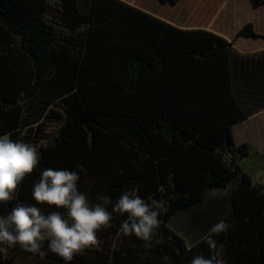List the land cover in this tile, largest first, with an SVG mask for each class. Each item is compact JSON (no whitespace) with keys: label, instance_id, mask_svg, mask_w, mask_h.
Segmentation results:
<instances>
[{"label":"trees","instance_id":"16d2710c","mask_svg":"<svg viewBox=\"0 0 264 264\" xmlns=\"http://www.w3.org/2000/svg\"><path fill=\"white\" fill-rule=\"evenodd\" d=\"M237 36L264 38L251 23ZM263 109L264 51L241 54L223 36L121 0H0V135L35 144L41 157L0 215L17 200L35 203L45 167L78 172L79 191L92 203L109 196V211L137 184L146 201L165 204L151 247L124 236L126 215L113 214L97 233L101 247L71 264H190L208 255L203 238L220 220L231 225L216 237L228 264H264V185L240 166L250 145L233 132ZM179 217L184 236L171 227ZM12 257L65 264L19 245L0 250V264Z\"/></svg>","mask_w":264,"mask_h":264},{"label":"clouds","instance_id":"9594fccd","mask_svg":"<svg viewBox=\"0 0 264 264\" xmlns=\"http://www.w3.org/2000/svg\"><path fill=\"white\" fill-rule=\"evenodd\" d=\"M40 154L35 144L24 140H13L9 134L0 135V204L17 198L18 189L24 179L38 167ZM79 173L69 169L45 167L32 185L31 196L34 204L17 200L5 215H0V245L7 250L19 245L25 251L41 257L51 252L65 264H71L74 257L88 249L100 248L102 241L97 233L111 227L113 214L126 215L120 226L124 236H135L149 242L161 226L160 215L166 211L163 201H146L139 195L140 185L125 189L112 206L109 196L99 197L101 202L92 203L90 198L79 191ZM38 205L54 209L48 213ZM231 227L220 220L208 230L204 242L208 255H195L190 264H228L224 245L216 239ZM161 243L162 241H156ZM47 243V251L44 245ZM165 262L170 258L162 257Z\"/></svg>","mask_w":264,"mask_h":264},{"label":"crops","instance_id":"0c3cea01","mask_svg":"<svg viewBox=\"0 0 264 264\" xmlns=\"http://www.w3.org/2000/svg\"><path fill=\"white\" fill-rule=\"evenodd\" d=\"M135 6L167 23L186 30L204 29L223 36L228 41H233L231 25L240 28L246 23H251L256 33L264 36V4L253 7L247 0H179L174 5L160 3L157 0H121ZM243 38L250 45L246 50L236 44L233 47L241 54H257L264 51V38ZM256 46H255V45ZM255 46V47H253ZM264 110V109H263ZM263 110H260L263 111ZM259 112L233 127L234 138L237 144L246 142L250 145L251 138L240 140L237 137V128H241L251 118L257 117ZM264 132V123L257 128ZM253 133L254 130L252 131ZM255 135V134H253ZM251 139V140H250ZM253 141V140H252Z\"/></svg>","mask_w":264,"mask_h":264},{"label":"rangeland","instance_id":"374dc122","mask_svg":"<svg viewBox=\"0 0 264 264\" xmlns=\"http://www.w3.org/2000/svg\"><path fill=\"white\" fill-rule=\"evenodd\" d=\"M250 2V0H247ZM251 4V3H250ZM231 30H235L234 33L232 34L233 37V43L234 41L236 44L240 45L241 48L243 49H250V45L244 42L242 40L243 38H240L237 36V32L240 29L239 26L236 27V24L231 25ZM255 45V44H254ZM257 45H264L263 42L257 44ZM256 46V45H255ZM253 46V47H255ZM264 123V110L259 111V114L257 117L251 118L247 121L246 124L241 126V128H237V137L240 140L246 139V138H251V143H250V150L247 156L243 157L239 163L242 169L251 177L253 182H258L260 184L264 185V132L259 131L257 128L261 127L262 124ZM45 130L47 133L52 134L53 132L56 131V121H48L46 122ZM254 130L255 133L252 131ZM255 134V135H253ZM217 191L211 192L209 195H215L216 196ZM183 218L179 217L177 219H174L173 222H171V227L180 232L183 236L185 234V231L182 229L183 227ZM189 233H186L187 238H189ZM9 264H53V263H48L42 260H33L31 258H25V257H12L9 259Z\"/></svg>","mask_w":264,"mask_h":264}]
</instances>
